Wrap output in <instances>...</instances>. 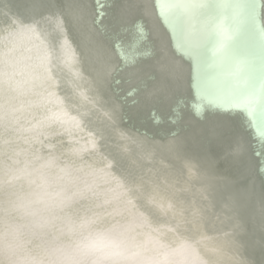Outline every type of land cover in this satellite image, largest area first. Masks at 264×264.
<instances>
[{"label":"bare ground","instance_id":"bare-ground-1","mask_svg":"<svg viewBox=\"0 0 264 264\" xmlns=\"http://www.w3.org/2000/svg\"><path fill=\"white\" fill-rule=\"evenodd\" d=\"M64 1L80 4L81 12L74 6L61 7ZM93 1L101 7L91 9ZM135 1L133 6L131 0H0V49L19 48L7 39L17 31L12 26L28 18L33 25H45L55 38L71 39L79 53L91 54L95 49L104 53L92 55L99 67L85 66L91 77L90 88L76 90L65 82H52L67 95L69 111L85 115L88 128L67 120L73 129L67 131L52 121L47 124L51 132L45 135L41 132L44 126L37 120L47 114H62L60 102L50 98V104L36 111L30 98L42 102L45 95L31 88L29 75L16 79L8 70L0 74V85L5 87L0 91V110L9 121L8 126L0 124V222L22 231L35 249L51 252L43 264H97L100 260L106 264H142L121 251L140 248L149 253L159 247L140 241L131 218L142 220L151 236L177 251L176 261H187L185 248H192L201 264H248L251 254L264 244V236L253 232L264 226V192L257 182L264 179V144L258 139H244L254 135L243 121L245 111L254 112L249 103L253 94L228 77L225 62L219 64L220 93L199 84L191 72L179 66L182 51L164 39L157 19L138 14V25L144 29L138 32L131 13L135 9L146 12L152 3ZM22 2L34 7L37 14L25 16L19 10ZM57 10L80 14L95 27L68 23ZM104 36L119 46L100 40L89 42L91 37ZM0 58L12 59L1 51ZM48 71L54 74L52 69ZM64 72L71 77L68 68ZM176 75L183 80H176ZM188 83L197 92L190 90ZM18 86L19 92L14 89ZM81 96L91 99H78ZM2 98L8 100V107L3 108ZM184 105L190 110V118L210 121L221 137L247 151L229 155L231 167L253 163L261 168L242 170L239 177L244 184L233 180L230 192L219 185L209 186L205 171L210 168L200 160L204 154L212 157L213 146L199 142L200 130L186 118ZM128 124L141 126L147 139ZM28 136L36 139L37 148L28 144ZM49 191L58 199H47ZM241 193L249 199H242ZM139 200L147 209L159 210L161 217L140 215L136 211ZM80 216L85 218L83 223H101L104 234L110 231L136 238L139 244L127 242L108 253L94 254L68 239L63 220L77 223ZM256 264H264V255Z\"/></svg>","mask_w":264,"mask_h":264},{"label":"water","instance_id":"water-1","mask_svg":"<svg viewBox=\"0 0 264 264\" xmlns=\"http://www.w3.org/2000/svg\"><path fill=\"white\" fill-rule=\"evenodd\" d=\"M150 1L152 3L150 10L141 12L135 9L131 13L133 23L138 26V32L144 30L138 25V14L143 13L152 20L157 19V27L163 32L164 39L182 51V55L178 57L179 66L191 72L203 87H210L216 93L221 92L217 83L219 64L224 65L225 62L227 65L225 71L228 77L235 83L248 87L253 94L249 103L254 108V112L245 111L243 121L247 128L254 130V135L244 139L252 141L258 139L264 144V0ZM131 4L134 6L136 1L131 0ZM70 6H74V9L79 11L78 13L83 7L70 1H64L61 4V7L64 8ZM99 7L101 6L96 1L90 4V8L93 10ZM19 10L25 16L37 14V10L25 2L20 4ZM58 13L68 23L78 22L90 28L95 27L92 22L81 17L80 14L73 16L65 10H59ZM12 28L17 31L7 41L15 43L19 48L0 49L1 52L12 58L11 60L0 58V74L8 70L16 79L25 73L29 75L27 83L32 85L33 90L45 95L42 102L33 96L30 98L34 110L41 111L44 105L50 104V98L57 99L63 107L62 114H47L37 120L38 124L44 126L41 132L48 135L51 131L47 124L52 121L59 122L62 128L67 131L73 130L67 124V120H76L83 127L88 128L89 123L85 115L81 111H69L67 95L54 88L52 82L54 80L65 82L76 90L90 88L91 77L85 66L88 64L99 67L92 55L104 56V53L99 49L93 50L91 54L79 53L71 39L55 38L45 25H33L28 18L19 19L18 25L12 26ZM97 40L112 47L119 46L110 36L99 39L91 37L89 42L96 43ZM26 46L29 48L26 49ZM76 59H79L80 63ZM64 68L69 69L72 73L71 77L67 76ZM49 69L54 71L53 75L49 73ZM174 78L178 81L183 80L177 75ZM114 81L122 83L120 79ZM187 86L190 90L197 92V88L193 84L188 83ZM14 89L17 92L20 91L19 86ZM168 89L175 90L172 86H168ZM0 91L4 92L5 87L0 85ZM86 97L81 96L78 99L87 101L91 99L90 96ZM1 101L3 108L10 105L6 98H2ZM183 112L186 118L197 124L200 130L199 142L213 146L212 157L204 154L200 160L201 164L210 168V171H205V182L209 186L219 185L223 191L230 192V183L233 180L244 184V181L239 177L242 170L246 167L261 168L253 163H244L239 168L231 167L228 164L229 155H240L247 151L242 146L233 145L226 138L221 137L210 121L202 122L190 118V110L186 105L183 106ZM226 112L231 113L230 110H226ZM0 124L9 125L2 109L0 110ZM128 127L138 133L142 139H147L141 126L128 124ZM25 140L31 147H38L34 137L28 136ZM262 168L264 169V166ZM230 170L235 172L234 176L230 175ZM257 182L264 192V179L259 178ZM110 185L116 187L113 182H110ZM239 196L244 200L249 199L246 193H241ZM47 199L55 201L58 196L49 191ZM136 211L140 215L151 213L157 218L161 217L159 210L147 209L141 200L136 204ZM262 214L264 215V209ZM83 218L80 216V221L77 223L63 220V225L69 230L68 239L71 242L88 248L94 254L108 253L118 245L127 242L134 245L139 244L136 238H127L110 231L108 234H104L101 231V223L97 221L83 223L81 222ZM131 222L139 230V238L141 242L143 241L142 243L157 245L159 249L149 253L140 248L134 251L125 249L121 251L123 256L136 258L142 264H201L192 248H185L184 253L188 256L187 261H176L175 258L179 253L168 249L161 238L151 236L146 231L142 220L131 218ZM253 232L257 236H264V226L254 228ZM59 244L63 247L66 246L65 242ZM211 254L220 260L218 254L215 252H211ZM52 255L44 248L35 249L22 231L0 222V264H43ZM263 255L264 244L255 249L248 264H256ZM97 264L106 263L104 260H100Z\"/></svg>","mask_w":264,"mask_h":264},{"label":"clouds","instance_id":"clouds-1","mask_svg":"<svg viewBox=\"0 0 264 264\" xmlns=\"http://www.w3.org/2000/svg\"><path fill=\"white\" fill-rule=\"evenodd\" d=\"M70 264H79L78 261H71Z\"/></svg>","mask_w":264,"mask_h":264}]
</instances>
